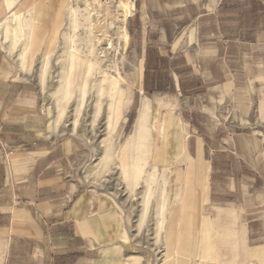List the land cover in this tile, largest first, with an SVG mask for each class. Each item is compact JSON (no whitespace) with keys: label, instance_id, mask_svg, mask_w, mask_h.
Listing matches in <instances>:
<instances>
[{"label":"crops","instance_id":"1","mask_svg":"<svg viewBox=\"0 0 264 264\" xmlns=\"http://www.w3.org/2000/svg\"><path fill=\"white\" fill-rule=\"evenodd\" d=\"M60 1L0 0V264H133L136 255L129 251L124 236L123 214L113 198L75 181L80 146L69 137L56 140L57 130L40 108L39 91L29 68L44 43L31 62L24 60L33 30L41 34L52 25L48 21L57 25ZM176 1L180 4L173 9L168 6ZM191 1L199 2L138 0L128 21L133 32H144L147 37L140 51L138 105L145 97L156 110L151 138L157 143L159 164L173 169L171 196H180L179 223L174 225L173 215L169 223L173 229L182 228L186 211H192L194 220L200 201L202 209L211 202L220 210L260 206L256 217L247 222L264 221V134L243 130L232 134L229 130L264 125V76L259 74L257 63L263 60L256 53L242 55L238 49L242 44H253L264 51V0L263 22L255 17L246 28L253 31L250 41L241 39L240 32L245 29V15L255 16V9L247 7L237 16L236 9L222 6L226 0H208L213 2L202 9L197 6L192 13ZM228 10L235 17V28L225 34L223 20ZM241 62L254 69L251 79L244 81L237 75ZM229 105H233L232 110ZM138 110L132 135L137 146L132 149L140 153V163L150 154L145 124L148 102ZM231 113L236 123L228 120ZM211 128L223 129L217 137L216 153L210 147L215 143L208 134ZM224 154H238L239 172L217 167L218 156ZM226 170L232 173L227 189L212 190L210 176ZM235 175L250 181L237 183L242 187L240 201L229 195L235 191ZM181 180L185 181L183 186ZM238 214L241 217L242 212ZM185 220L186 226L192 225L189 214ZM216 235L229 245L222 237L234 239L235 244L239 239L245 247L244 256L264 252V244L248 245V225L235 237L226 228ZM59 242L66 249L58 250ZM31 243L39 261L15 262L16 246L22 244L25 251V245Z\"/></svg>","mask_w":264,"mask_h":264},{"label":"rangeland","instance_id":"2","mask_svg":"<svg viewBox=\"0 0 264 264\" xmlns=\"http://www.w3.org/2000/svg\"><path fill=\"white\" fill-rule=\"evenodd\" d=\"M130 1L61 0L59 6L56 3V7H60L57 25L53 26L54 22L48 21L52 25L46 31L42 30L41 34L34 29L31 45L24 54V60L31 62L33 54L44 43V49L35 53V59L29 68L31 79L37 85L42 112L57 130L55 139L69 137L80 146V157L74 165L75 181L113 198L115 207L123 214L124 236L130 244L129 251L136 255L133 264H264V252L244 256L242 247H245L239 239H236L235 244L234 239L222 237L235 245L232 247L220 241L218 237L221 232L218 237L216 235L219 229L226 228L235 237L243 226L248 225V245L264 244V221L247 222L256 217L255 212L261 210L260 206L220 210L212 207L211 202L202 209L200 201L194 220L191 218L192 211H186L190 215L191 226L185 225V213L182 228L176 226L173 229L172 223H169L171 215L174 225L179 223L180 196H171L170 188L174 187L171 179L173 169L171 171L159 164L157 143L151 138V120L156 110L145 97L138 105L141 96L140 51L147 37L144 32L136 33L130 28L128 21L138 0ZM212 2L191 1L189 5L194 13L197 6L202 9L205 4ZM178 3L179 1L169 3L168 6L173 9ZM222 6L236 9L237 16L247 7L258 12L255 16L245 15V29L240 32L241 39L252 40L254 36L249 33L253 31L249 32L246 28L250 22L253 24L255 17L257 22H263L262 1L226 0ZM234 18L231 17L230 10L224 12L225 34L235 28ZM238 49L242 55L256 53L259 60H263L257 63L259 74L264 76V51L253 44H242ZM238 65L242 66L237 72L241 80L251 79L254 69L250 68V64L238 63L237 67L240 69ZM108 79L115 84L110 85ZM130 98L131 101L125 108ZM143 102H148L149 105L145 124L150 154L149 158L139 163L137 157L140 153L136 148L132 149L133 145L137 146V142H134L136 136L132 135L136 128L138 108ZM229 106L232 110L233 105ZM235 119L232 113L228 116V120L236 123ZM229 130L232 134L243 130L261 135L264 134V125L253 124L246 129L229 127ZM209 131L208 134L215 139L210 147L216 153L214 149L218 148L217 137L223 133V129L211 128ZM129 137L131 139H127ZM253 137L252 145L255 146L256 136ZM237 155H219L217 167L232 170L233 174L239 172L241 161ZM232 173L228 170L213 173L210 176L212 190L225 191ZM233 180L235 191L229 192V195L233 194L240 201L242 187L239 188L238 185L250 181L241 180L240 176L236 179V175ZM181 181L183 186L185 181ZM190 188H193L192 185ZM237 210L242 212L241 217ZM226 214L228 216L224 218ZM226 219L228 221L225 223ZM205 220L207 225L203 224ZM217 220L221 223H213ZM59 244L58 250L66 249L61 242ZM33 246V243L25 245V251L22 244L16 246L19 251L14 256V261H39L33 253Z\"/></svg>","mask_w":264,"mask_h":264},{"label":"bare ground","instance_id":"3","mask_svg":"<svg viewBox=\"0 0 264 264\" xmlns=\"http://www.w3.org/2000/svg\"><path fill=\"white\" fill-rule=\"evenodd\" d=\"M130 1V0H129ZM131 2V1H130ZM108 80H110V79H108ZM109 84L110 85H114L115 83L114 82H112L111 80L109 81Z\"/></svg>","mask_w":264,"mask_h":264}]
</instances>
